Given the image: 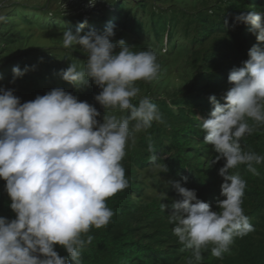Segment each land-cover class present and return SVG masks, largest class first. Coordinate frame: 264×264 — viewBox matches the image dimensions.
Segmentation results:
<instances>
[{
    "label": "clouds",
    "instance_id": "clouds-1",
    "mask_svg": "<svg viewBox=\"0 0 264 264\" xmlns=\"http://www.w3.org/2000/svg\"><path fill=\"white\" fill-rule=\"evenodd\" d=\"M96 2L89 0L88 7ZM234 19L235 25H250L258 43L243 66L229 73L232 86L223 103L215 95L209 97L214 109L200 125L204 143L218 153L213 163L225 160L219 169L225 199L218 200L219 211H213L195 190L179 181L167 182L181 197L171 204L169 223L179 243L192 250L195 262L209 246L211 256L223 258L234 238L254 230L242 208L246 181L230 170L246 165L258 176L255 166L264 164V156L242 150L240 143L264 125V16L246 11ZM85 24L75 33L65 29L62 45L81 46L88 58L82 67L71 63L60 75L77 90L90 81L101 89L94 99L105 109L102 123L94 105L63 88L23 103L13 89L0 88V179L6 182L9 207L15 213L11 220L0 217V264H81L83 249L93 241L90 230L106 227L115 214L107 199L128 187L121 161L129 141L134 144V133L162 122L149 97L133 103L140 93L136 82L159 76L156 53L133 52L122 39L113 42L114 26L84 33ZM29 70L34 66H14L11 83ZM148 151L155 152L153 145ZM56 245L68 255L60 256Z\"/></svg>",
    "mask_w": 264,
    "mask_h": 264
},
{
    "label": "trees",
    "instance_id": "trees-1",
    "mask_svg": "<svg viewBox=\"0 0 264 264\" xmlns=\"http://www.w3.org/2000/svg\"><path fill=\"white\" fill-rule=\"evenodd\" d=\"M201 5L190 11L178 4L157 8L154 1L141 0V11L133 16L127 4L119 3L112 6L113 10L94 13V20H75L81 24L86 21L90 30L103 31L112 26L114 19V29L121 26L132 35L153 36L161 47L166 43L170 50L178 42H185L191 47L187 65L193 71L191 84L172 96H153L151 91L142 95L145 87L139 85L140 93L133 103L149 97L157 105L162 122L154 121L146 132L134 133V144L129 141L121 161L128 187L107 199V206L115 214L106 227L90 230L88 235L93 236V241L83 249L81 264H188L190 259L193 264H264V164L255 166L258 176L249 172L246 165L230 170L246 181L242 208L254 230L243 238H234L223 258L211 256L209 246L202 250V260L195 262L192 250L179 243L168 219L174 211L172 202L181 198L168 181H179L195 190L197 198L209 203L213 211H219L217 201L225 199L221 195L224 178L219 174L225 160L213 163L218 153L204 143L205 133L200 125L214 109L209 97L215 95L223 103L222 97L232 86L229 73L243 66L248 51L258 43L250 25H235V16L246 11L264 16V0H202ZM23 59L26 61L21 69L34 66V70L23 76L31 87L22 103L52 90H45L50 83L53 89L65 87L69 82L63 81L61 71L71 63L82 67L86 62L55 49L36 50ZM6 78L13 79V72ZM63 89L94 105L100 116L106 114L94 99L101 89L91 81L83 90ZM109 114L122 115L111 111ZM240 143L242 150L264 156V125L255 127L252 135L245 136ZM149 144L155 152L148 151ZM5 184L0 179V214L15 217ZM55 250L62 257L68 255L60 245Z\"/></svg>",
    "mask_w": 264,
    "mask_h": 264
},
{
    "label": "rangeland",
    "instance_id": "rangeland-1",
    "mask_svg": "<svg viewBox=\"0 0 264 264\" xmlns=\"http://www.w3.org/2000/svg\"><path fill=\"white\" fill-rule=\"evenodd\" d=\"M151 1L155 2L157 8H168L178 4L192 11L202 7V0ZM140 2L141 0H97L94 7H88L89 0H0V16L5 17L4 21H0V75L5 78V80L0 79V88L13 89L20 99L26 96V90L31 87L30 82L22 77L11 83L12 78L8 79L6 76L12 72L14 66L21 68L26 61L23 57L36 50H63L77 58L87 60V54L81 50V46L68 49L63 47V31L68 29L75 33L81 26V23L75 21L76 18L94 20V13L105 9L113 10L112 6L115 7L119 3L127 4L133 16L134 13L141 11ZM111 23L113 26L115 20L113 19ZM86 25L83 28L84 33L90 31ZM114 30L113 42L122 39L132 47L133 52L151 50L157 55V62L160 64L158 78L152 82L143 80L136 82L137 87L141 83L144 84L142 95L151 91L153 96H172L191 84L193 71L187 65L191 53L189 44L178 42L175 49L170 50L166 43L161 47L153 36L132 35L121 26ZM31 59L35 58L31 56ZM80 64L83 65V62L81 61ZM50 84L45 86V90L53 89L52 83ZM59 88H66L68 91L76 89L71 83ZM103 118L100 116L98 120L102 123ZM0 217L9 220L15 218L3 213Z\"/></svg>",
    "mask_w": 264,
    "mask_h": 264
}]
</instances>
